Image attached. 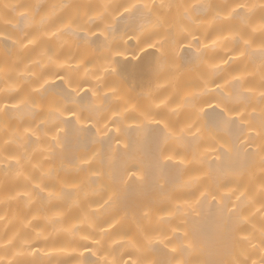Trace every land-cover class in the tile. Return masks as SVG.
<instances>
[{"label":"bare ground","instance_id":"6f19581e","mask_svg":"<svg viewBox=\"0 0 264 264\" xmlns=\"http://www.w3.org/2000/svg\"><path fill=\"white\" fill-rule=\"evenodd\" d=\"M105 3L113 8L101 22L97 6ZM131 3L173 5L157 8L150 17L161 20L159 35L152 37L166 41L160 51L138 43L140 11H116L117 5ZM237 4L246 7L237 9ZM37 6L55 24L37 34L38 46L24 48L18 41L32 30L25 16L31 18ZM233 11L239 15L230 18ZM262 14L264 0H0V67L8 63L0 72V109H10L7 116L0 111V245L15 240L7 254L0 248L4 264L11 259L20 264H140L145 259L155 264L174 257L189 264H230L244 255L249 264L258 261L264 251L259 231L264 197L255 154L260 141L249 146L247 137L264 124ZM63 25L71 31L53 39L51 33ZM105 37L117 43L110 48ZM204 45L200 60L195 53ZM45 47H51L55 61L37 67L31 61ZM56 71L66 79L51 75ZM205 80L222 88L210 84L208 95L199 98L196 111L205 110L201 127L219 119L221 96L237 108L230 113L236 124L210 127L197 139L195 129L185 131L183 143H165L158 129L167 121L179 133L190 122L193 108L186 101ZM30 94L36 104L16 110ZM53 98L61 107L67 99L79 123L64 111L59 118L65 123L53 127L57 114L48 103ZM53 137L62 144L57 146ZM241 192L246 195L237 201Z\"/></svg>","mask_w":264,"mask_h":264},{"label":"snow or ice","instance_id":"6c2138e0","mask_svg":"<svg viewBox=\"0 0 264 264\" xmlns=\"http://www.w3.org/2000/svg\"><path fill=\"white\" fill-rule=\"evenodd\" d=\"M55 5L52 6L53 9H55ZM98 8L102 9V11H100L98 19L103 22L108 15V11L110 9L113 8V5L105 3V4H101L97 6ZM173 7V5L171 4H164L161 3L160 5H155V4H145V5H139V4H135V3H131V4H120L116 6V11H119V9L123 8L124 12L126 13H132L134 10L136 11H140L141 15L144 16V20L143 22L137 27L136 34H137V41L138 43H142L144 45H147L148 48H153L156 49L157 51H160L161 49H163L164 47V43L166 41H157V42H153L152 41V37L153 36H157L159 35V28L161 27V20L159 18V16L156 17L155 20L150 19L151 16H153V14L155 13V10L157 8H168L169 10ZM176 8H180V7H185L187 8V5L181 6V5H176ZM193 9L199 8L201 6H191ZM246 7V5L244 4H237L236 8L237 9H244ZM146 10V13H145ZM123 13H121L122 15ZM185 15H187L185 13ZM230 18H235V16L239 15V12H230L229 14ZM37 17H39V19H37ZM25 19L28 22V28L32 29L31 31H27L24 32L23 36L21 39H19L18 43L24 47L27 48L28 45H33L34 47L38 46L37 44V40H36V36L37 34H39L42 30L43 31H47L48 28L54 26L55 24V19H53L52 17L49 16V14L47 13H41V8L39 6L36 7V9L33 12V15L31 16V18H28L27 16H25ZM261 26L262 28H264V14L261 15ZM193 25H195L196 21L192 20L191 21ZM63 29V30H62ZM62 29L58 28L56 29V31L51 33V36L53 39H57L59 36L64 35L67 31H71V29L69 28L68 25H63ZM187 30V29H186ZM109 28L105 27L103 29V32H108ZM103 32L101 33V35H103ZM73 34H75L73 32ZM187 34L188 35H192L193 40L198 39V37H196L195 35H193L192 30H187ZM127 35V33L125 34ZM244 33H241V38H243ZM105 40L108 43V46L111 48L112 45L116 44V38L115 37H111V39H109V37H105ZM25 41H27V44H25ZM13 43H17V41H13ZM245 46H248V40L244 41ZM213 44H215V41H213ZM191 45H189L190 47ZM207 49V45H204L202 48H197L196 50V57L200 60L204 59V53L205 50ZM141 51H144V48L140 49ZM260 54H261V58L264 59V44L261 45L260 48ZM133 55H135V53H133ZM162 56H165L166 54L161 52ZM245 55L244 52H241V56ZM45 61H47L48 63H54L55 61V57L53 54V51L51 49V47H45L43 51H41L36 59L34 61H31L32 64H34L35 66L39 67L41 63H44ZM170 65L173 63L171 60L169 61ZM157 65H159V60L157 62ZM8 67V63L7 61H5V65L4 67H0V72L5 71V68ZM27 71H31V68H26ZM171 70V68H170ZM217 70H219L218 66H217ZM154 71H159V67L157 66L156 69H154ZM51 75H53L54 77H56L57 79L64 81L66 79V77L64 75L61 74L60 71H56L51 73ZM10 79V76H9ZM234 79L236 81H239V77H234ZM39 80V77L37 78V82ZM67 82L70 84L71 83V77H68ZM45 83H47V81H45ZM227 83V82H226ZM210 84H215L217 89H221L222 85H220L219 83H217L215 80H205L203 83V86H196L199 87L200 90L199 92H193L190 93V100L186 101L187 103H189L191 105V107L193 108V112L189 115V123H186L185 127L181 128L179 133L176 132L175 127L165 121L162 125V127L160 129H158V131L161 133L162 139L165 143H169L171 142L172 144H180L183 143L185 141V131H187L188 133H192V130L195 129V133H193V139H197L204 130H209L210 127H214L217 130H222L225 128H230L233 125L236 124V119L233 118L230 113H235L237 112V108L235 106H231V99L228 96H221L220 100L218 101V103L216 104V107L220 108V111L218 113L219 119L215 121V123L211 126L205 124L204 127H201L200 121L202 116L205 114V110L203 108H200L199 111H196L197 107H198V100L201 96L204 95H208V89H209V85ZM41 88L44 87V85L40 86ZM262 87H264V84H262ZM34 94L36 95H40V89H35L34 90ZM44 97L41 96V101H44ZM261 102H264V92H261V96H260ZM48 103L51 106V109L55 111L56 115V120L57 123L55 125H53V127L59 128L61 124L65 123V121L60 120L59 115L62 114V112L64 111H70L72 112L73 116H77V113L74 109L68 108L67 107V99H65V103L64 106L61 107V103L60 100L53 98L50 101H48ZM204 103H207V101H204ZM223 104V107H220V104ZM36 104V101L33 99L32 94L26 96L24 99H22L20 101L19 104L15 105V109L19 110V108L21 106H34ZM209 107H212V105H209ZM0 111L3 112V114L5 116H7V114L9 113L10 109L5 106L3 109H0ZM83 110H81L82 112ZM53 111H50L49 115H52ZM79 118L77 116V123H79ZM239 120L241 122H243L244 120V115L242 113L239 114ZM154 123H156L157 125L161 124V120L160 119H155ZM249 127H251V125L249 124ZM77 132H81L84 131V129L82 128H77L75 129ZM27 131V130H26ZM241 131H243V129L241 128ZM53 139L56 142L57 146H60L62 144V141L59 139V137H53ZM259 140L260 143L258 145L257 148V152L255 153L256 155H259V161H258V166L261 169L260 172V176H259V193L262 197H264V124L261 125L260 129L256 132L255 136L249 135L247 137V141L249 146L251 144H253L256 140ZM177 155H179V152H176ZM167 160H171L172 157L168 156L166 157ZM196 159L195 153H193V160ZM183 161H181L182 163ZM19 163V161H18ZM195 182V181H194ZM37 188L40 187L39 184L36 185ZM43 189H41L42 191ZM113 192V196L118 195V192L116 189L112 190ZM201 195L203 196L204 193H201ZM246 193L245 192H241L239 196L236 197L237 201H242L245 197ZM113 196L109 197V200L106 201L105 203H109ZM213 199H215V196H213ZM236 211V206H234L233 208L228 209L229 214L233 213ZM261 212H264V203L261 204ZM260 248L262 250H264V223L261 224L260 226ZM243 240L245 241H249V237L248 236H244L242 237ZM15 247V240H8L6 244L0 245V248H3L5 250V254H7L12 248ZM253 247H255V245H253ZM173 252H177L176 248L172 249ZM181 252V254L185 251V249H180L179 250ZM0 264H4V261L2 259H0ZM8 264H20L19 261L15 260V259H11L8 261ZM113 264H119L118 261H114ZM140 264H152V262L145 260H142L140 262ZM155 264H189L188 261L183 260V259H176L175 257L173 258L172 261H158L155 262ZM204 264H212V262H204ZM230 264H249V257L247 255H244L243 259H236L234 261H231ZM251 264H264V251L261 252L260 254V258L259 260H252Z\"/></svg>","mask_w":264,"mask_h":264}]
</instances>
